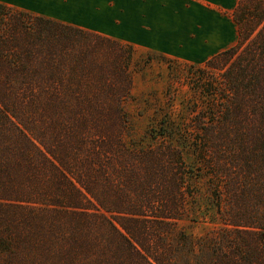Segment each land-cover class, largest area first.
I'll return each mask as SVG.
<instances>
[{"label": "trees", "instance_id": "1", "mask_svg": "<svg viewBox=\"0 0 264 264\" xmlns=\"http://www.w3.org/2000/svg\"><path fill=\"white\" fill-rule=\"evenodd\" d=\"M232 16L135 138L133 45L0 2V264H264V0Z\"/></svg>", "mask_w": 264, "mask_h": 264}, {"label": "crops", "instance_id": "2", "mask_svg": "<svg viewBox=\"0 0 264 264\" xmlns=\"http://www.w3.org/2000/svg\"><path fill=\"white\" fill-rule=\"evenodd\" d=\"M0 2L144 50L201 63L230 46L225 43L231 30L219 21H228L229 12L232 17L238 0H36L20 6Z\"/></svg>", "mask_w": 264, "mask_h": 264}, {"label": "rangeland", "instance_id": "3", "mask_svg": "<svg viewBox=\"0 0 264 264\" xmlns=\"http://www.w3.org/2000/svg\"><path fill=\"white\" fill-rule=\"evenodd\" d=\"M7 1L18 6L36 2V0ZM228 15L230 16L228 21L220 20L219 22L221 26L231 30L230 39L225 43L231 47L237 42L238 25L230 12ZM133 49V97L127 101L126 107L134 120L133 136L135 138L141 136L146 127L160 114L169 111L179 113L186 111L182 103L192 96H198L196 90L200 84L208 79L216 80L220 77L219 69L207 66L204 62L191 64L156 51L144 50L141 47L133 46ZM221 49L223 48L218 51H222ZM188 158L191 159L190 156ZM182 224L193 233L202 232L209 225L202 221Z\"/></svg>", "mask_w": 264, "mask_h": 264}]
</instances>
